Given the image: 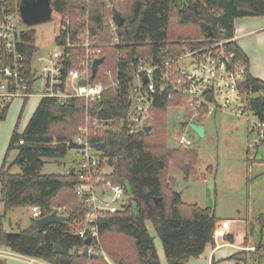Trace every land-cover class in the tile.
<instances>
[{
    "label": "trees",
    "instance_id": "trees-1",
    "mask_svg": "<svg viewBox=\"0 0 264 264\" xmlns=\"http://www.w3.org/2000/svg\"><path fill=\"white\" fill-rule=\"evenodd\" d=\"M22 0H0V17L19 14ZM93 31L98 30L101 40L104 33V14L101 0H90ZM53 9L71 18L70 35L79 39L84 29L81 22L84 0H51ZM125 17L120 28L124 41L126 63L121 78L136 70L135 59L143 57L161 62L176 57L186 49L200 46L208 38L206 24L213 27V37L234 36L235 19L264 15V0H126L117 8ZM30 42L24 50L28 61L37 50V32L23 33ZM65 35L60 41L65 40ZM238 57L247 65L244 52L232 44ZM75 50V57L83 53ZM118 48H104V63L92 80L104 79L103 72L115 67ZM77 65L76 59L73 66ZM248 66V65H247ZM242 90L248 105L258 116L264 111V80L247 74ZM176 103L167 94L157 96L151 133L131 134L126 126L118 130L101 129L95 140L106 144L105 155L113 162L111 179L125 186L127 204L123 209L109 213L100 221V239L104 250L115 264H161L154 236L147 221L154 224L161 238L168 264H186L198 257L206 246L215 242L216 223L219 220L211 207L184 202L174 189L176 178L170 175L171 164L181 168L186 176L196 172L198 150L169 146L168 111ZM130 108V90L127 81L119 87L108 88L102 97L87 106L84 98L62 102L58 98L44 97L23 132L13 133L9 150L18 149L17 159L0 171V201L5 212L0 214V245L12 250L56 264H109L101 250L96 257H86L85 238L77 234L86 206L75 192L77 177L71 173L45 174L42 172L45 157H64L73 148L72 141L91 115L99 119L126 118ZM9 107L0 110V121L7 116ZM188 114V112H187ZM186 114V115H187ZM186 122V121H185ZM181 124L182 128L186 123ZM14 164L21 166L20 173L11 172ZM159 198V199H158ZM40 207L43 216L55 207L66 209L69 220L50 224L39 229L35 220L26 229L7 231L4 219L16 207ZM228 239L233 236L226 233ZM60 242L63 252L57 253ZM229 259H237V254ZM0 264H4L0 259Z\"/></svg>",
    "mask_w": 264,
    "mask_h": 264
},
{
    "label": "built area",
    "instance_id": "built-area-1",
    "mask_svg": "<svg viewBox=\"0 0 264 264\" xmlns=\"http://www.w3.org/2000/svg\"><path fill=\"white\" fill-rule=\"evenodd\" d=\"M126 0H101L104 14L106 40L100 39L99 31H93L91 23L92 5L84 0L85 10L81 18L84 29L79 39L73 41L70 35L71 18L61 14L60 30L54 41L55 48L45 52L37 50L30 60L24 48L30 42L23 38V33L31 27L23 25L19 14H7L0 17V110L10 107L16 99L27 100L33 96L54 97L62 102L73 98H84L87 106L98 101L108 88L119 87L127 81L130 90V108L126 118L99 119L87 116L86 123L80 127L78 135L72 141L80 156L75 167V192L79 200L86 206L85 217L77 234L82 238H91L89 250H101L109 264H115L103 248L100 239V221L109 213L123 209L127 204L126 190L122 183L111 179L114 167L109 163L105 151L97 149L95 144L103 142L95 140L101 129L118 130L126 126L131 134L146 132L145 127L154 120L156 97L167 94L174 101L175 108H184L185 121L203 122L209 115L218 111L229 112L236 116H244L251 110L248 97L242 90L247 79L248 66L238 57L232 44L234 36L208 37L200 46L188 48L176 57L161 62L138 57L134 65L136 70L121 78L124 59V41L120 34L115 12ZM65 35V40L60 37ZM106 46L118 48L115 67L104 70V79L92 80L93 63L104 57ZM83 53L75 57L76 49ZM105 58V57H104ZM77 65L73 66V62ZM105 61V59H104ZM40 81V92L36 85ZM173 108V107H172ZM192 130L186 124L173 130L169 141L177 146L190 148L195 145ZM251 147L264 143V111L258 121L252 125ZM147 133V132H146ZM66 168L71 173V168ZM60 214L66 209L57 208ZM32 217L43 216L40 207H31ZM83 252V249L81 250ZM0 259H22L32 264H56L43 259L20 254L11 248L0 245Z\"/></svg>",
    "mask_w": 264,
    "mask_h": 264
},
{
    "label": "rangeland",
    "instance_id": "rangeland-1",
    "mask_svg": "<svg viewBox=\"0 0 264 264\" xmlns=\"http://www.w3.org/2000/svg\"><path fill=\"white\" fill-rule=\"evenodd\" d=\"M22 23L36 30L41 52L56 47L54 39L61 24L59 12L53 9L50 19L32 25ZM40 91L39 81L36 92ZM40 99L34 96L25 104L23 100H15L6 118L0 122L4 126L11 124L10 126L17 128L19 132H23ZM185 111L184 108L169 109L168 127L171 136L173 130L185 122ZM257 121L258 115L253 110H249L244 116L222 111L209 115L203 120L204 137L191 132L195 148L198 150L196 172L187 177L181 168L173 164L170 167V175L176 178L174 189L182 192L184 202L211 207L219 218H243L252 224V239L257 245L263 244L250 264H264V143L255 147L250 146L252 138L256 135L255 132H251L252 125ZM169 146L178 148L175 141H169ZM15 155V150L10 152L8 163H12ZM79 159L75 148L69 149L64 157H45L42 172L65 173L66 168L76 165ZM11 172L20 173L21 166L12 165ZM248 202L252 204L250 212L246 209ZM28 208L16 207L10 210L4 219L5 230L18 232L29 227L36 219L32 217ZM239 209H242V212H239ZM4 212V203L0 201V214ZM147 226L157 243L163 246L152 221L148 220ZM241 233V231L236 233L237 239L242 238ZM13 260L8 259V262Z\"/></svg>",
    "mask_w": 264,
    "mask_h": 264
},
{
    "label": "crops",
    "instance_id": "crops-1",
    "mask_svg": "<svg viewBox=\"0 0 264 264\" xmlns=\"http://www.w3.org/2000/svg\"><path fill=\"white\" fill-rule=\"evenodd\" d=\"M234 25L235 43L245 54L249 74L264 80V15L239 17L235 19ZM258 95H264V91L260 92ZM27 100H23V104H25ZM8 110H10V107ZM10 125L4 126L2 122H0V171L4 165L9 167L13 164L19 154L18 149L9 150L11 138L16 130L15 127ZM13 150L16 151L15 158L12 163H8V156ZM180 193L182 195V192ZM247 197H249V195H247ZM28 209L31 212V207ZM246 209L250 212L252 210V204L248 202ZM239 210V212H242V209ZM239 231L242 232L241 239H237L236 237V233ZM226 233L231 234L233 239H228ZM252 235L253 226L249 221L243 218H219L215 227V242L213 244L209 243L200 256L191 257L186 264H250V261L253 260L254 255L263 244L260 243L257 245L254 239H252ZM155 243L161 264H168L164 247L157 243L156 239ZM235 254H237V259H229L230 256ZM3 262L4 264H32L22 259H14L9 262L8 260H3Z\"/></svg>",
    "mask_w": 264,
    "mask_h": 264
},
{
    "label": "water",
    "instance_id": "water-1",
    "mask_svg": "<svg viewBox=\"0 0 264 264\" xmlns=\"http://www.w3.org/2000/svg\"><path fill=\"white\" fill-rule=\"evenodd\" d=\"M187 5V0H183V8ZM20 15L23 21L26 24L32 25L41 21H45L51 18L53 7L51 5V0H22L20 7H19ZM116 21L119 26H122L125 22V17L121 14L119 10L115 12ZM208 28V36L211 37L214 34L213 27L210 24H206ZM104 62V57L97 58L94 60L93 63V77L96 76L99 66ZM189 128L195 132L199 137L205 136V124L203 122H199L196 120H190L185 122ZM151 130V126L148 125L145 127V131L148 133ZM97 149L102 151L106 150L105 142H100L95 144ZM110 164H113L112 160H109ZM71 174H75V167L71 168ZM159 199V198H158ZM69 220V215L67 214H60L58 209L55 208L51 213L39 217L35 220L39 229H44L46 226L50 224L56 223H64ZM85 247L83 249L82 254L86 257H96L98 254L96 252H92L89 250V244L91 243V238L88 237L84 240ZM56 252L61 253L63 252V248L60 242L55 244Z\"/></svg>",
    "mask_w": 264,
    "mask_h": 264
}]
</instances>
